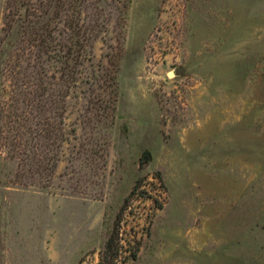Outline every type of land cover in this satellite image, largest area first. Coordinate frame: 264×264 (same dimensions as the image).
<instances>
[{
    "label": "rangeland",
    "instance_id": "374dc122",
    "mask_svg": "<svg viewBox=\"0 0 264 264\" xmlns=\"http://www.w3.org/2000/svg\"><path fill=\"white\" fill-rule=\"evenodd\" d=\"M84 20L77 85L63 110L41 103L61 143L50 182L26 178L35 128L0 129V264H99L117 216V264H264V0H91ZM7 43L0 109L20 94L33 112L39 67Z\"/></svg>",
    "mask_w": 264,
    "mask_h": 264
},
{
    "label": "trees",
    "instance_id": "16d2710c",
    "mask_svg": "<svg viewBox=\"0 0 264 264\" xmlns=\"http://www.w3.org/2000/svg\"><path fill=\"white\" fill-rule=\"evenodd\" d=\"M91 0H6L5 12L3 15V26L0 31V50L10 41L9 47L12 46L11 52L16 47L24 45L29 60H33V64L28 66L32 68L39 67L35 73L36 85L39 91L43 88L46 98L42 100L41 93L29 94L30 98L22 99L21 103L26 108L30 107L31 111L26 113L19 110V95L12 100L7 112L0 109V129L1 127L17 126L18 132L16 139L24 137V128H35L34 132H30L29 141L38 144L39 139L44 141L45 154L43 160L38 158L37 145L30 148L31 157L24 162L25 166H29L26 170V178L34 173L37 175H45V179L49 182L55 172L58 164V156L56 150L60 148L61 143L54 132L52 124L48 119H43L40 108L41 103L46 102L48 112L55 103L63 110V106L69 94V91L77 85L80 69L84 63L86 52L91 47L92 42L96 39L90 25L84 20L85 10ZM1 52V51H0ZM48 63L54 67L53 80H50L46 70ZM108 67H110V85L101 87L103 93L107 92V100L105 105L99 109L108 110L112 114L115 109L116 102V74L118 71L117 64L114 60L109 59ZM19 74V73H16ZM50 93L48 94V92ZM51 99V100H49ZM61 113V112H60ZM28 114V117H26ZM53 115V114H52ZM55 119L62 121V114ZM113 119L111 120L112 124ZM43 133V134H42ZM1 135V133H0ZM2 139V138H1ZM0 139V140H1ZM4 143L8 139H4ZM16 140V142H17ZM59 142V144H58ZM13 148L17 145H11ZM6 147V145L4 146ZM50 153V154H49ZM151 154L145 150L142 152L139 163L143 165L149 162ZM28 162V164H27ZM119 218L117 216L109 236L100 253L99 264H117L119 257Z\"/></svg>",
    "mask_w": 264,
    "mask_h": 264
},
{
    "label": "water",
    "instance_id": "95a60500",
    "mask_svg": "<svg viewBox=\"0 0 264 264\" xmlns=\"http://www.w3.org/2000/svg\"><path fill=\"white\" fill-rule=\"evenodd\" d=\"M168 76H169V77H171V76H172V74H171V73H169V74H168Z\"/></svg>",
    "mask_w": 264,
    "mask_h": 264
}]
</instances>
